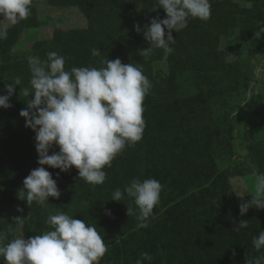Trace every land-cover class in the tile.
<instances>
[{"label": "trees", "instance_id": "obj_1", "mask_svg": "<svg viewBox=\"0 0 264 264\" xmlns=\"http://www.w3.org/2000/svg\"><path fill=\"white\" fill-rule=\"evenodd\" d=\"M48 2L55 6L78 4L89 24L84 29H55L51 39L35 42L32 56L44 60L49 52L55 51L65 58V68L69 71L72 67H105L104 61L117 58L124 64L136 65L151 82L150 92L143 101L145 129L141 141L126 147L112 161V166L104 169L107 178L103 184L93 186L79 179L75 166L61 171L44 165L57 181L60 197L50 196L44 205L33 202L31 206L18 197L24 179L41 166L35 146L36 133L26 127V118L20 115L27 108V101L34 99V92L28 97L24 94L25 90L31 91L28 58L12 59L10 54L22 30L39 25L37 9L32 5L31 15L10 26L7 39L0 40V95H7L6 84L13 83L16 77L21 79V85H15L10 97L11 107H0V231L7 233L8 240L16 238L17 227L25 239L42 235L51 230L46 223L49 215L63 212L95 226L102 235L108 252L100 264H136L143 252L152 256L144 264H188L191 258L188 250L187 256L180 252V258L173 259L171 253L175 249L169 245V238L174 242L179 239L182 242L179 247L184 246V238L186 242L195 238L202 242L203 236L197 234L200 230L207 231L206 243L216 242L219 246L205 252L199 242L195 249L188 245L187 249L193 248L199 260L210 258V264H227L253 255L256 250L252 241L264 231L263 220L254 206L240 215L241 203L250 198L236 195L227 177L244 176L254 170V164L247 155L243 162L219 170L220 161L232 152L235 125L230 112L223 109L225 106L215 102L225 93H230L232 101L242 99L253 71L248 72L235 63L217 62L213 51L221 36L237 27L247 36L255 35L264 18V0H251L252 5L245 7L233 0H210L211 16L207 21L189 18L185 29L179 33L172 30L176 42L170 45L174 51L167 56L159 48L146 51L150 43L144 37V28L140 32L136 30L139 13L151 20L167 17L162 7L155 8L156 0H121L120 13L107 7L95 13L77 0ZM109 3L110 8L116 5L115 0ZM93 49L99 55L93 56ZM156 60L168 63L167 75L154 73L152 62ZM259 113L264 121V106ZM213 125L216 128L211 131ZM53 151L59 152V146L49 154ZM150 178L162 185L160 200L153 215L141 222L137 219L139 209L134 198L125 193L124 201H116L112 195L117 189L124 192L133 179L142 182ZM192 197H211L218 202L200 203L202 212L187 218L182 206ZM174 202L177 205L172 209ZM128 205L134 212L131 216ZM224 207L228 212L231 207V216L217 215ZM19 216H24L22 225L14 221ZM241 220L252 222L237 231L234 228ZM9 227L13 231L8 232ZM249 228L254 230L252 235ZM229 231L236 249L224 248L228 246L225 239L230 236ZM134 239L132 246L130 242Z\"/></svg>", "mask_w": 264, "mask_h": 264}, {"label": "clouds", "instance_id": "obj_2", "mask_svg": "<svg viewBox=\"0 0 264 264\" xmlns=\"http://www.w3.org/2000/svg\"><path fill=\"white\" fill-rule=\"evenodd\" d=\"M155 8H163L167 17L153 18L143 29L145 39L150 43L146 49H163L165 56L174 49L176 42L172 30L179 33L188 26L189 18L207 21L211 16L210 0H156ZM33 0H0V15L7 23L0 24V40L7 39L8 27L26 20L31 15ZM167 29V33H166ZM138 32L142 31L139 24ZM264 29L260 30V33ZM92 55H99L97 49ZM105 67L65 68V58L57 52H49L47 59L29 56L31 91L34 99L27 101V108L20 115L26 118V127L36 133L38 168L31 170L23 181L18 197L44 205L49 197L59 198L61 192L44 165L69 171L78 169L79 179L95 185L103 184L107 178L104 171L112 166L116 156L128 146H134L143 138L145 120L143 101L150 92L151 82L133 64H124L120 58L106 60ZM259 74V73H258ZM6 84L7 95H0V107H11L10 97L15 85H21L16 77ZM59 146V152L50 150ZM59 175V173H57ZM162 185L154 178L133 179L122 192L114 191L112 199L124 201V195L134 198L139 209L137 219L146 221L153 215L159 203ZM256 196L240 205V215L249 207L264 209V174L257 177ZM22 211V209H20ZM128 215L134 214L128 205ZM24 216L14 221L22 225ZM46 223L51 230L42 235L25 239L23 236L7 239V233L0 231V257L4 264H100L108 252V245L96 227L75 219L63 212L50 214ZM248 221L241 220L234 228H247ZM13 231L9 227L8 232ZM7 241V242H6ZM253 246L259 251L264 248V231L253 238ZM152 260L143 252L136 264ZM247 264H264V256L249 259Z\"/></svg>", "mask_w": 264, "mask_h": 264}, {"label": "rangeland", "instance_id": "obj_3", "mask_svg": "<svg viewBox=\"0 0 264 264\" xmlns=\"http://www.w3.org/2000/svg\"><path fill=\"white\" fill-rule=\"evenodd\" d=\"M48 1V0H47ZM80 1L81 5H87L88 8H90L91 11H94L95 13H100L101 10L104 7L109 8L111 11H118V13L121 12V8L119 7L121 5V0H115L116 5L112 6L111 8L109 0H77ZM234 3H237L241 7L245 6H251V0H233ZM49 3V2H48ZM50 4V3H49ZM33 5L37 9L38 13V6L33 1ZM51 5V4H50ZM54 6V5H53ZM45 8V7H44ZM50 8V7H48ZM47 9V8H45ZM48 10V11H47ZM44 13V16L40 14L41 17L38 15V21L39 25L37 27H27L24 28L21 32L20 38L17 40V42L13 45V47L10 50L11 58L12 59H25L29 56L33 55L34 52V44L35 42L42 41L39 40L36 36L39 26L41 25V22H44L47 20L45 17L49 18L51 16L54 18L55 13L52 11V9H47ZM82 11V10H81ZM83 13V12H82ZM84 14V13H83ZM85 15V14H84ZM117 16V15H116ZM143 14L138 15L137 23H140V28H144L146 24L151 23V19L148 17H144ZM114 18V17H113ZM117 18H120L117 16ZM70 20V19H69ZM67 20V18H63L61 20V27L60 30L68 31L72 29H84L86 27H75L76 24L72 23ZM7 23L6 21L2 22L0 21V24ZM51 25V23H50ZM12 26V25H11ZM10 27V26H9ZM8 27V28H9ZM57 29V27H55ZM55 28L53 30H55ZM264 29V18L260 22V25L258 27L257 32L253 36H247L243 33V29L240 27L235 28L231 33L226 35H222L218 47L213 51V58L215 61L220 63H235L237 66H240L243 69H246L248 72L252 70V80L249 83L246 95L237 101H232V98H230V93H225L222 96H219L215 102L218 105L225 106V109L227 112H230V118L234 122L235 128L233 132V140H232V152L225 155L223 159L220 161L221 169L223 170V167L226 165H233L236 163H241L245 160L247 155H250L251 162L254 164V170H252L250 173L244 175V176H229L227 177L228 182L231 185V188L233 192L238 195L239 197H245L250 198L256 196V184H257V177L264 174V121H262L261 115L259 113L260 109L264 106V32L260 33V30ZM42 30V27L41 29ZM44 30V29H43ZM41 35H39V38L45 37L46 34L44 31H40ZM54 33V31H53ZM51 39V38H50ZM46 40V39H44ZM0 63H2V60L0 58ZM152 68L154 73L160 74V75H167L169 73V67L168 63L164 60H156L152 62ZM259 73V74H258ZM216 127L213 125L211 126L210 130L214 131ZM208 201H213L215 203L218 202L217 199H213L211 197L205 198V197H192L185 200L184 205L182 206V210L185 213L184 216L187 218L198 215V213L202 212V205L200 203H206ZM177 203L174 202L173 205H171V208H176ZM199 206V207H198ZM255 208L256 212L259 213V217L262 218L263 224H264V209H258ZM237 209L235 208V212ZM229 212H231V207L229 209ZM228 209L224 207V211L221 210L218 211L217 215L222 216H231L229 214ZM205 214V209L204 212ZM221 217V218H222ZM171 217H169L170 220ZM168 220V221H169ZM248 221V220H247ZM252 220H249L248 223H251ZM257 222L261 224V222L257 219ZM233 231V230H232ZM232 231H229L230 236L225 239L227 243V247L224 246V248H232L236 249L237 245L235 242V239L232 240L233 234ZM250 234L252 235L254 230L249 228ZM138 235L140 234L137 232ZM207 233V231L200 230L197 232V234L201 237L202 242L200 238H195L192 240H188L186 242L185 238L182 240L183 245L179 247L182 242L180 240L174 242L172 239L169 238V245L172 246L175 250L171 253L174 260H177L180 258V252L182 255L187 256V250L191 253V258L188 262V264H210V258H208V255L206 257L208 259H201L199 260L196 255V253L193 251V248L195 249V246H197V242L202 244V249L205 248V251L207 248H214L215 246L218 247L219 244L216 242L213 244L211 242H207L204 240V235ZM259 234H256V237H258ZM22 236V231L20 230V227H17L16 229V238ZM136 237V236H135ZM250 238V237H249ZM199 239V240H198ZM173 242V243H172ZM250 243V242H249ZM247 243H245V247ZM176 245V247H175ZM193 246L192 249H187V246ZM188 246V247H189ZM221 246V245H220ZM253 247V246H252ZM243 249L239 250L240 252ZM256 250V249H255ZM195 255V256H194ZM259 256H264V248L261 250L253 253V255H247L244 258L241 259V261L234 263V262H227V264H247V261L249 259H255ZM202 261V262H200ZM0 264H4L3 258H0Z\"/></svg>", "mask_w": 264, "mask_h": 264}, {"label": "crops", "instance_id": "obj_4", "mask_svg": "<svg viewBox=\"0 0 264 264\" xmlns=\"http://www.w3.org/2000/svg\"><path fill=\"white\" fill-rule=\"evenodd\" d=\"M34 3L36 4V6H38V15L39 17L40 14H42V16H44L43 11L45 12L47 9H52V11L55 13L54 18H52L51 16H49V18L45 17L47 20H45L44 22H41V25L38 28L37 31V38L39 40H44V39H50L53 36V29L55 27H57V29L62 28L61 25V20H63V18H67V20L70 22L71 20L73 21V24H76L75 27H86L88 26L89 22H88V18L86 17V15H84L79 7L78 4H73V5H60V6H53L50 5L48 3L47 0H33ZM47 9H45V8ZM50 7V8H48ZM48 11V10H47ZM70 19V20H69ZM4 22V21H2ZM51 23V25H50ZM42 27V30H40ZM74 28V27H72ZM71 28V29H72ZM44 29V30H43ZM56 29V28H55ZM40 31H44V33L46 34L45 37H41L39 38V35H41ZM135 243V239L131 240L130 244L133 246Z\"/></svg>", "mask_w": 264, "mask_h": 264}]
</instances>
